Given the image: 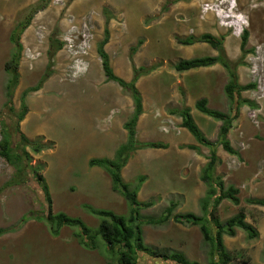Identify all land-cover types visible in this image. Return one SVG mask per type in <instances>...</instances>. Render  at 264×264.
Instances as JSON below:
<instances>
[{
  "label": "rangeland",
  "instance_id": "374dc122",
  "mask_svg": "<svg viewBox=\"0 0 264 264\" xmlns=\"http://www.w3.org/2000/svg\"><path fill=\"white\" fill-rule=\"evenodd\" d=\"M36 9L42 10L21 35L23 50L14 85V77L5 70L17 51L11 37ZM108 17L110 40L105 51L115 74L129 83L135 68L149 70L137 83L146 111L137 126V139L168 145L159 151L133 153L122 170L123 180L134 188L145 177L138 200L155 204L141 210L143 219H158L171 202L178 203L165 224L143 226L145 244L182 253L192 263H211V246L204 242L199 226L174 220L188 213L209 219L203 207L208 188L202 170L210 149L182 127L181 117L172 114L184 108L192 114V106L198 111L195 105L211 85L208 108L235 115L236 103L225 92L231 75L221 64L188 72L175 69L181 60L218 57L209 44L178 42L210 34L222 40L224 57L238 84L256 88L241 93V99L255 107L243 105L230 123L228 139L238 155L228 154L220 145L223 122L207 115L201 118V112L193 117L207 139L217 144L221 163L215 178L240 191L239 205L224 200L209 211L223 223L243 212L259 233L256 239L242 230L234 237L224 236L233 255L230 264H264V207L248 203L264 199V0H0V143L8 133L13 147L24 148L30 156L20 150L27 167L22 176L0 156V229L8 230L0 237V264H106L111 260L100 237L97 248L88 250L75 236L78 228L63 227L59 236L52 234L38 180L39 175L45 179L54 214L81 219L93 231L100 219L85 206L130 216L131 207L113 190L110 175L89 165L92 159H114L127 141L124 125L134 112L130 93L107 80L98 54ZM245 32L248 40L242 48ZM59 44L63 46L57 50ZM50 54L54 59L49 69ZM45 77L41 89L34 91ZM23 99L28 114L19 123ZM23 135L45 149L34 153ZM138 264L177 263L140 253Z\"/></svg>",
  "mask_w": 264,
  "mask_h": 264
},
{
  "label": "trees",
  "instance_id": "16d2710c",
  "mask_svg": "<svg viewBox=\"0 0 264 264\" xmlns=\"http://www.w3.org/2000/svg\"><path fill=\"white\" fill-rule=\"evenodd\" d=\"M41 10L42 9H36L32 16L28 18L27 22L21 24L19 30L16 29L12 34L11 39L16 45L17 51L14 54L12 60L6 63L5 70L14 77V85L16 84L17 78L19 76L18 72L21 60V52L23 50V45L21 44V35L30 27L35 14ZM107 12L108 11L105 9L104 13L106 15ZM109 22L110 19L108 17L106 21L105 36L98 49V54L102 59V66L107 80L118 83L122 88L130 93L134 103V112L124 125V128L128 133L127 141L117 150L114 159H92L90 160L89 165L91 167H101L110 175L113 190L119 192L131 207L130 216L128 218L117 215L111 211L98 210L91 206H85L91 215L100 219L99 228L96 231H93L81 219L69 217L64 213L54 214L52 210L53 206L49 188L45 184V179L39 175L38 180L45 193V199L48 207L46 220L49 224L50 231L54 236H59L63 227L78 228L80 233H76L75 236L79 239L80 245L88 250H94L97 248L98 243L96 241L97 238L100 237L105 242L107 255L111 259L106 264H138L140 253L147 254L152 258L161 259L166 262H174L177 264H198L190 262L182 253H169L160 251L157 249H152L145 244L143 226H158L165 224L173 216V212L178 207V203L171 202V206L167 208L158 219H143L140 214L141 210L151 208L155 204L154 201H148L144 204H141L138 200V194L145 181V177L140 178L139 183L134 188H132L130 184L123 180L122 170L128 164L133 153L146 149H167L168 145L162 142L142 143L137 139V126L141 116L144 114L143 98L137 88V83L142 76L149 74V70L145 68H135L133 80L129 83L119 78L115 74L110 65V57L105 51V46L110 40ZM247 40L248 33L245 32L243 36L242 48H245ZM178 42L181 45L187 46L197 43L209 44L219 52V56L181 60L175 65L177 72H188L195 69L208 68L216 64H221L230 72L232 80L225 87V92L231 102L236 103L234 117L232 118L225 113L208 108L207 99L198 101L196 104V109L214 120L223 122V125L220 129V145L228 154L238 155L237 151L234 150L230 140L228 139V134L231 127L230 123L239 117L240 108L243 105L255 107L252 102L248 100H242L241 93L254 90L256 85L251 84L241 86L238 84L235 70L232 69L230 62L224 57L222 40L217 39L210 34H204L200 38L189 37L185 40H178ZM62 46L63 44H59L57 50H60ZM135 52H137V48L132 49V53L134 54ZM53 59V54H50V63L48 66L49 69L53 66L51 63ZM46 78L47 77H45L42 80V83H40V85L33 90L39 91ZM11 97L12 93H8V98L10 101ZM27 114L28 108L25 104V100L23 99L22 111L18 116V122H22ZM172 114L181 117L183 120L182 127L186 129L198 143L210 149L211 153L208 159L209 162L202 170V181L208 188V197L204 200L203 207L207 216H209V219L188 213L185 215H176L174 216V220L179 224L199 226L204 242L211 246L210 255L212 259L210 264H230L233 261V255L227 250L224 244V236L227 235L234 237L237 230H242L247 233L250 239H256L259 237V233L251 224L246 222V216L243 212L235 215L223 223L218 217L214 215V211H209L210 206H212V209L216 210L224 200H229L233 204L239 205L240 199L238 195L240 191L234 186L226 187L225 183L221 179L215 178V171L218 165L221 163V160L217 155V144H214L207 139L195 122L191 114V110L189 108H184L181 111H172ZM21 138L28 146L33 149L34 153L36 154L41 153L45 149V147L41 145H34L24 135ZM188 148L190 150H198L194 146H189ZM20 150H22V153L28 156L27 158L30 159V156L25 152L24 148L21 149L18 146L13 147V142L10 135L5 133L4 138L0 143V156L3 157L11 166L15 167L17 173L22 176V174L26 172L27 167L22 159L23 154L20 153ZM33 171L35 170L33 169ZM248 203L264 207V199H250L248 200ZM23 220L26 221V217H24ZM213 227L216 230L215 233L213 232ZM7 232L8 230L6 229H0V237Z\"/></svg>",
  "mask_w": 264,
  "mask_h": 264
},
{
  "label": "crops",
  "instance_id": "0c3cea01",
  "mask_svg": "<svg viewBox=\"0 0 264 264\" xmlns=\"http://www.w3.org/2000/svg\"><path fill=\"white\" fill-rule=\"evenodd\" d=\"M126 15H127V13H126ZM128 16V15H127ZM212 92V88H211V85H209L208 87H205V96H203V97H201V98H204V99H207L208 100V102L210 103V93ZM196 104V102L194 103V105ZM196 106V105H195ZM193 107V108H192ZM191 108L193 109V111H192V115H193V117L194 118H196L195 117V113L196 114H198V115H201L200 114V112L199 111H195L194 110V106H192ZM145 112L146 111H144V114L143 115H145ZM202 116V117H201ZM200 117L201 118H208V117H206L204 114L203 115H201ZM196 123H197V125L199 126V128L203 131V132H205V130H204V128L202 127V125L201 124H199L198 122H197V120H196ZM159 151V150H158Z\"/></svg>",
  "mask_w": 264,
  "mask_h": 264
},
{
  "label": "clouds",
  "instance_id": "9594fccd",
  "mask_svg": "<svg viewBox=\"0 0 264 264\" xmlns=\"http://www.w3.org/2000/svg\"><path fill=\"white\" fill-rule=\"evenodd\" d=\"M241 20H243V18H242V19H240V21H241ZM243 25H244V24H243ZM83 35H84V34H83ZM165 130H166V129H165Z\"/></svg>",
  "mask_w": 264,
  "mask_h": 264
},
{
  "label": "bare ground",
  "instance_id": "6f19581e",
  "mask_svg": "<svg viewBox=\"0 0 264 264\" xmlns=\"http://www.w3.org/2000/svg\"><path fill=\"white\" fill-rule=\"evenodd\" d=\"M232 9H234V8H232ZM232 9H231V10H232ZM242 21H243V20H242Z\"/></svg>",
  "mask_w": 264,
  "mask_h": 264
}]
</instances>
